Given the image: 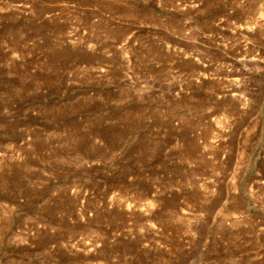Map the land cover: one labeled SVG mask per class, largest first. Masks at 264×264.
<instances>
[{
  "label": "rangeland",
  "instance_id": "374dc122",
  "mask_svg": "<svg viewBox=\"0 0 264 264\" xmlns=\"http://www.w3.org/2000/svg\"><path fill=\"white\" fill-rule=\"evenodd\" d=\"M0 264H264V0H0Z\"/></svg>",
  "mask_w": 264,
  "mask_h": 264
}]
</instances>
